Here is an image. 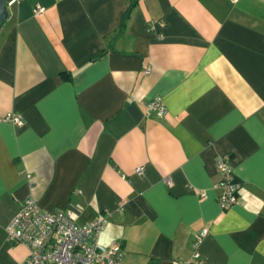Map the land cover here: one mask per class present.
Wrapping results in <instances>:
<instances>
[{
  "label": "crops",
  "instance_id": "crops-1",
  "mask_svg": "<svg viewBox=\"0 0 264 264\" xmlns=\"http://www.w3.org/2000/svg\"><path fill=\"white\" fill-rule=\"evenodd\" d=\"M154 97L162 118L145 114ZM219 157L241 183L227 211L214 188ZM28 197L74 211L78 224L107 217L98 245L119 244L121 264H264V0L7 7L0 264L27 259L5 227Z\"/></svg>",
  "mask_w": 264,
  "mask_h": 264
},
{
  "label": "built area",
  "instance_id": "built-area-1",
  "mask_svg": "<svg viewBox=\"0 0 264 264\" xmlns=\"http://www.w3.org/2000/svg\"><path fill=\"white\" fill-rule=\"evenodd\" d=\"M21 1L23 0H9L6 6ZM43 12L44 8L41 6H35L32 10L34 16H40ZM148 73L149 70H146L145 74ZM144 106L148 117L162 118L167 113L160 97L152 98ZM3 120L17 126L22 125L21 118L16 115H8ZM216 169L219 180L214 188L218 191V204L222 211H227L237 204L241 183L227 159L219 157ZM135 175L142 176L143 169L137 168ZM77 219V214L70 209L44 211L33 198L28 197L5 227L6 239L27 250L28 256L23 264H121L124 254L119 244L106 249L98 245L99 235L108 223L107 217L85 224H78ZM206 234V229H203L196 237V242L199 243Z\"/></svg>",
  "mask_w": 264,
  "mask_h": 264
},
{
  "label": "water",
  "instance_id": "water-1",
  "mask_svg": "<svg viewBox=\"0 0 264 264\" xmlns=\"http://www.w3.org/2000/svg\"><path fill=\"white\" fill-rule=\"evenodd\" d=\"M7 1L9 0H0V27L7 18Z\"/></svg>",
  "mask_w": 264,
  "mask_h": 264
},
{
  "label": "trees",
  "instance_id": "trees-1",
  "mask_svg": "<svg viewBox=\"0 0 264 264\" xmlns=\"http://www.w3.org/2000/svg\"><path fill=\"white\" fill-rule=\"evenodd\" d=\"M123 26H124V25H123ZM121 31H122V27H121ZM121 31H120V32H121Z\"/></svg>",
  "mask_w": 264,
  "mask_h": 264
}]
</instances>
